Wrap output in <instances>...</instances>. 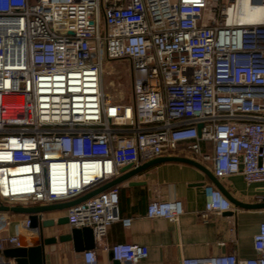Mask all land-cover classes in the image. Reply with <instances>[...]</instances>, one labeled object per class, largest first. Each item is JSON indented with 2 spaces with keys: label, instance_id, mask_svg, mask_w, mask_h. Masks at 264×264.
Wrapping results in <instances>:
<instances>
[{
  "label": "built area",
  "instance_id": "built-area-1",
  "mask_svg": "<svg viewBox=\"0 0 264 264\" xmlns=\"http://www.w3.org/2000/svg\"><path fill=\"white\" fill-rule=\"evenodd\" d=\"M237 3L0 0V204L71 200L122 166L160 156L208 164L219 182L238 174L264 183V19L230 21ZM106 59L128 60L129 103L107 98ZM204 194L203 219L232 209L213 183ZM255 197L264 202V187ZM118 203L114 185L69 207L68 224L91 227L96 243L120 219ZM183 211L180 200L152 199L146 207L149 218L171 222ZM7 213L0 212L4 226L12 222ZM29 224L26 216L22 226ZM252 243L253 257L223 253L181 264H264V220ZM5 245L23 246L20 234L0 236V250ZM104 249L120 264L148 255L137 243ZM82 256L83 264H98L94 248ZM0 264L16 262L0 253Z\"/></svg>",
  "mask_w": 264,
  "mask_h": 264
},
{
  "label": "crops",
  "instance_id": "crops-1",
  "mask_svg": "<svg viewBox=\"0 0 264 264\" xmlns=\"http://www.w3.org/2000/svg\"><path fill=\"white\" fill-rule=\"evenodd\" d=\"M33 1V0H32ZM210 170L208 164H204ZM138 182L130 185V182ZM213 183L200 169L183 162L166 161L154 164L137 175L116 185L118 189L119 220L107 227L105 236L95 243L98 264H112L111 253L104 249L114 243H137L148 248V255L137 264H181L183 257L211 256L234 253L239 257H253L256 252L252 238L264 220V208L235 206L221 214L201 217L205 206L204 186ZM234 199L248 204L261 203L256 195L264 183H246L241 175H232L220 181ZM180 200L183 213L177 222L165 218H149L146 207L150 200ZM227 212H231L228 214ZM66 212L44 215L57 217ZM12 222L0 224V236L18 232L23 246L39 243L37 228L24 227L26 218L17 219L7 213ZM123 219H129L127 225ZM21 223L20 228L16 224ZM67 223L46 229L44 236L68 233ZM47 264H83L82 252L73 250L71 241L45 247Z\"/></svg>",
  "mask_w": 264,
  "mask_h": 264
},
{
  "label": "water",
  "instance_id": "water-1",
  "mask_svg": "<svg viewBox=\"0 0 264 264\" xmlns=\"http://www.w3.org/2000/svg\"><path fill=\"white\" fill-rule=\"evenodd\" d=\"M200 126L201 124L198 125V127ZM166 161L183 162L197 167L209 177L213 184L218 187L225 195V197L235 206L242 208H264V202L258 204H248L240 202L231 197L230 194L223 188L222 184L214 177L212 172L201 163L184 156H160L146 161L136 167H131L130 164L122 166L120 168V174L117 177L71 200L35 206H8L5 204H0V212L25 213L30 221L29 227L37 228L39 237V243L36 245L5 247L0 250V253L5 258H13L16 264H47V255L45 252V247L55 244L57 242L63 243L71 241L73 250L78 253L94 248L95 239L93 235V230L89 226L72 227L68 233H61L53 236H44V232L46 229L53 228L55 226H61L68 223V216L66 214L59 215L55 218H49L44 216L45 212L60 211L64 213L69 207L79 204L85 201L86 199L96 195L97 193L106 190L111 186L117 185L137 175L138 173L142 172L143 170L154 164ZM137 183L138 182L133 181L129 184L135 185ZM227 213L230 214L231 212ZM112 264H120V262L117 260H112Z\"/></svg>",
  "mask_w": 264,
  "mask_h": 264
},
{
  "label": "rangeland",
  "instance_id": "rangeland-1",
  "mask_svg": "<svg viewBox=\"0 0 264 264\" xmlns=\"http://www.w3.org/2000/svg\"><path fill=\"white\" fill-rule=\"evenodd\" d=\"M212 3V0H209ZM104 22L101 16L100 33L104 36ZM103 85L107 98L112 102L129 103L132 99V77L130 64L127 59L104 60ZM19 206V205H15ZM35 206V205H31ZM60 211H48L45 215L59 213ZM17 219L26 216L25 213L8 212ZM4 247H8L5 245Z\"/></svg>",
  "mask_w": 264,
  "mask_h": 264
},
{
  "label": "bare ground",
  "instance_id": "bare-ground-1",
  "mask_svg": "<svg viewBox=\"0 0 264 264\" xmlns=\"http://www.w3.org/2000/svg\"><path fill=\"white\" fill-rule=\"evenodd\" d=\"M230 21L239 23H258L264 19V6L250 0H238L237 9L228 12Z\"/></svg>",
  "mask_w": 264,
  "mask_h": 264
}]
</instances>
